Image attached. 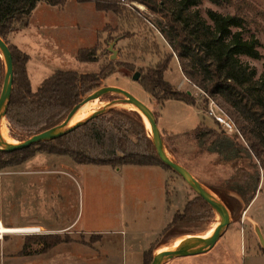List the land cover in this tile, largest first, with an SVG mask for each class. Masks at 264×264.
Returning <instances> with one entry per match:
<instances>
[{"label":"rangeland","instance_id":"obj_1","mask_svg":"<svg viewBox=\"0 0 264 264\" xmlns=\"http://www.w3.org/2000/svg\"><path fill=\"white\" fill-rule=\"evenodd\" d=\"M246 1L260 13L255 18L256 23L242 29L243 37L257 39L261 56L254 59L242 55L240 58L254 67L259 77L264 72V0ZM124 7L125 15L119 17L112 12L96 10L92 1L67 0L63 6L38 3L28 24H16L6 37L7 43L28 54L26 67L32 88L57 69L96 72L111 60L146 68L171 52L156 24L159 15L137 0H127ZM196 9L208 23H211L208 9L224 14L233 12L232 7L209 0H201ZM104 26H110L111 30L106 31ZM125 32L131 35L122 38ZM94 45H97V61L81 62L75 58L78 49ZM144 46L152 50L157 47V51L144 54L141 52ZM0 57L3 60L1 54ZM173 58L164 72V79L174 88L194 96V107L169 99L162 109L163 104L145 92L138 79L132 78L134 72L123 66L117 67L101 86L127 90L144 102L156 119L162 109V118L157 124L159 130H165L160 134L166 154L206 188L216 187L231 175L232 168L229 163L220 162L215 152L199 148L195 125L200 123L218 131L221 129L208 115L200 91L183 78ZM4 71L3 64L0 90ZM119 98V94L108 93L92 100L83 118L99 109H136L132 104L118 101ZM0 125L6 130L8 142L19 141L10 136L5 117ZM167 125L180 131L168 132ZM148 130L150 132V127ZM159 167L165 176L167 212L173 215L181 211L183 203L195 192L173 169ZM8 173L18 175L19 187L6 190L0 186V208H5L14 218L12 224L37 225L35 232L1 233L2 227L7 226L0 220V254H31L15 256L9 264H144L143 252L160 239L167 225L161 219L162 177L151 165H80L65 155L36 151L21 163L0 169V176ZM218 219L213 211L211 217L191 227L189 234L166 238L155 247L154 253L207 235ZM225 230L207 252L173 258L163 264H264L262 184L246 210L240 217L231 218ZM36 235H56L71 241L45 250L46 245L36 241ZM53 238L48 237L49 240Z\"/></svg>","mask_w":264,"mask_h":264},{"label":"trees","instance_id":"obj_2","mask_svg":"<svg viewBox=\"0 0 264 264\" xmlns=\"http://www.w3.org/2000/svg\"><path fill=\"white\" fill-rule=\"evenodd\" d=\"M67 0H0V37H6L16 24L26 26L38 3L63 6ZM92 1L98 11L124 16L127 0ZM151 12L159 15L157 26L171 52L152 66L111 60L96 72H76L57 69L32 89L27 73L28 54L14 44L7 43L13 60V82L5 112L10 136L22 141L31 135L61 123L68 112L85 96L101 87L114 70L123 66L129 72L138 71V83L160 104L176 99L188 105L195 98L164 79L175 56L183 76L204 91L203 101L212 99L234 122L241 140L215 128L198 124L195 127L198 146L215 152L220 162L229 163L231 175L216 187L207 188L227 208L232 220L246 210L260 184L264 186V72L256 77L255 68L243 62L240 56L260 58L258 41L244 38L243 28L256 23L259 11L246 0H209L233 8L232 13L207 10L208 23L196 6L201 0H137ZM110 31V26H104ZM125 32L121 37L130 36ZM97 45L80 48L75 58L81 62L97 61ZM156 52L157 47L144 46V54ZM0 57V76L3 71ZM36 151L70 157L77 164L96 165H160L159 159L141 113L136 109L109 108L88 119L70 132L52 140L39 142L23 150H0V169L19 164ZM209 204L196 193L188 197L181 211L175 212L162 229L160 239L143 252L150 264L155 247L166 238L190 233L197 222L211 217ZM48 237H54L48 239ZM46 249L60 242L71 241L56 235L34 237ZM26 241L23 243L25 247ZM264 250V249H263Z\"/></svg>","mask_w":264,"mask_h":264},{"label":"water","instance_id":"obj_3","mask_svg":"<svg viewBox=\"0 0 264 264\" xmlns=\"http://www.w3.org/2000/svg\"><path fill=\"white\" fill-rule=\"evenodd\" d=\"M0 54L4 61L5 71L3 76L2 88L0 90V120L5 117V112L7 109V105L10 99L11 90H12V82H13V60L12 55L9 50L7 43L0 37ZM139 72H134L132 75L133 79H138ZM108 93H116L121 95V98L118 101H122L128 104H132L135 108L144 115L150 126L151 139L155 146L157 155L161 162L167 167L173 169L177 172L191 187V189L199 196H201L212 208V210L218 215V222L213 228L212 233L206 237H198L193 240L182 244L179 247L165 249L155 253L152 256L150 264H163L167 260L177 258V257H185V256H193L201 253H205L210 250L217 240L219 239L222 232L225 230L227 225L231 222L230 214L225 207V205L220 201L218 197H216L212 192H210L205 186H203L194 176L183 166L178 164L176 161L171 159L165 152L163 141L161 138L160 130L157 125V119L153 111L140 99L134 96L132 93L127 90L118 87L105 85L101 86L91 93H89L86 97H84L79 103H77L73 108L68 112L65 119L48 129L40 131L31 135L30 137L10 143L4 141L0 136V150L6 152H12L17 150L26 149L32 145H35L39 142L52 140L66 133L70 132L83 122L88 119L104 112V109H99L88 115L81 121H77L73 124H69L70 120L76 113L77 109L85 102L95 100L105 94Z\"/></svg>","mask_w":264,"mask_h":264},{"label":"crops","instance_id":"obj_4","mask_svg":"<svg viewBox=\"0 0 264 264\" xmlns=\"http://www.w3.org/2000/svg\"><path fill=\"white\" fill-rule=\"evenodd\" d=\"M175 57V56H174ZM172 60V59H171ZM173 60L176 61V64L178 66V69H179V72L181 73V75L183 76L181 70H180V67H179V64H178V60L177 58H173ZM171 62V61H170ZM183 78L188 81L184 76ZM189 82V81H188ZM40 84V83H39ZM38 86V85H37ZM32 87V86H31ZM33 89V88H32ZM36 89V88H35ZM167 101V100H166ZM184 103V102H183ZM186 104V103H185ZM188 105V104H186ZM188 106H191V107H194V105H188ZM162 109L164 108V103L163 105L161 106ZM162 109L160 110V114L158 115V119H157V123H158V120L162 118ZM166 124V122H164ZM179 124V123H178ZM159 125V124H157ZM198 125V124H197ZM160 126V125H159ZM196 127V125H195ZM167 128H168V132H179L180 130L176 129L175 127H171L170 125H167ZM164 129H160L161 133L163 134V131ZM80 165H83V164H80ZM96 165V164H95ZM151 166H154L156 167V170L159 171V174L161 175L162 177V181H163V198H164V202H163V205L162 206V210L163 212H161V219H163L164 223L165 224L167 222L168 224V220L169 218H172V214H168L167 212V208H166V204H165V176L161 170V168L159 167V165H151ZM0 186L1 188L3 189H13V188H18L19 187V178H18V175H12V174H6V175H2L0 176ZM184 204V203H183ZM183 206V205H182ZM153 210H155V207H153ZM171 216V217H170ZM0 220L1 222L3 223V225L7 226V227H36L37 225H17V224H12V222H14V218H11V216L5 212V208L1 207L0 208ZM39 229V227H38ZM226 229V228H225ZM224 231H227V230H224ZM23 233H28V232H23ZM228 249H231L230 247V244L228 243ZM31 254H24V255H14V254H7V255H4V254H0V264H9L10 263V260L13 259V257L15 256H29Z\"/></svg>","mask_w":264,"mask_h":264},{"label":"built area","instance_id":"obj_5","mask_svg":"<svg viewBox=\"0 0 264 264\" xmlns=\"http://www.w3.org/2000/svg\"><path fill=\"white\" fill-rule=\"evenodd\" d=\"M195 86V85H194ZM196 87V86H195ZM200 91L202 97L205 95L204 91L196 87ZM205 104L207 105V113L212 118L215 124L219 126L223 132L230 136H237L241 138V135L236 128L234 122L224 113V111L212 100L208 99Z\"/></svg>","mask_w":264,"mask_h":264},{"label":"bare ground","instance_id":"obj_6","mask_svg":"<svg viewBox=\"0 0 264 264\" xmlns=\"http://www.w3.org/2000/svg\"><path fill=\"white\" fill-rule=\"evenodd\" d=\"M91 102L92 101H87L85 103H83L76 111V113L74 114V116L72 117V119L70 120L69 124H71L72 122H77V121H81L83 120V116L86 114V112L88 113L89 112V109L91 108ZM143 119H144V122H145V125L146 127H150L149 126V122L147 120V118L143 115ZM83 118V119H82ZM1 122V120H0ZM0 125V136L1 138L8 142L7 141V135H6V130ZM214 228V227H213ZM213 228H212V231H213ZM211 230V229H210ZM37 231V228L35 227H2V230H1V233H12V232H19V233H23V232H35ZM212 232H209L207 235H203L202 237H206V236H209Z\"/></svg>","mask_w":264,"mask_h":264}]
</instances>
